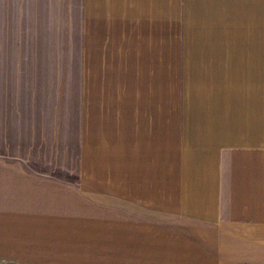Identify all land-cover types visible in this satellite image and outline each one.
Here are the masks:
<instances>
[{
	"label": "crops",
	"instance_id": "crops-1",
	"mask_svg": "<svg viewBox=\"0 0 264 264\" xmlns=\"http://www.w3.org/2000/svg\"><path fill=\"white\" fill-rule=\"evenodd\" d=\"M0 260L264 264V0H0Z\"/></svg>",
	"mask_w": 264,
	"mask_h": 264
},
{
	"label": "rangeland",
	"instance_id": "rangeland-1",
	"mask_svg": "<svg viewBox=\"0 0 264 264\" xmlns=\"http://www.w3.org/2000/svg\"><path fill=\"white\" fill-rule=\"evenodd\" d=\"M0 264H11V263H9L8 261H1L0 260Z\"/></svg>",
	"mask_w": 264,
	"mask_h": 264
}]
</instances>
